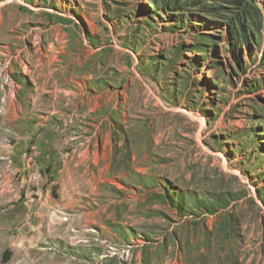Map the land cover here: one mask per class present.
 Segmentation results:
<instances>
[{
  "label": "rangeland",
  "instance_id": "obj_1",
  "mask_svg": "<svg viewBox=\"0 0 264 264\" xmlns=\"http://www.w3.org/2000/svg\"><path fill=\"white\" fill-rule=\"evenodd\" d=\"M167 1L0 0V264H264V0Z\"/></svg>",
  "mask_w": 264,
  "mask_h": 264
},
{
  "label": "trees",
  "instance_id": "obj_2",
  "mask_svg": "<svg viewBox=\"0 0 264 264\" xmlns=\"http://www.w3.org/2000/svg\"><path fill=\"white\" fill-rule=\"evenodd\" d=\"M200 3L201 0H198ZM233 3L240 7L242 10V14L238 12H232V18L229 22V30L231 35H233L235 38H237L240 42H247L249 41L248 34H255L257 33L261 26L258 23H261L258 19V16H260L259 9L255 6L254 0H233ZM167 8H169V5L175 4L173 1H167L164 3ZM245 19H244V18ZM244 19V20H243ZM244 21V22H243ZM256 44V43H254ZM251 48V47H250ZM195 48H193L194 50ZM10 251L8 249L4 250L2 253L0 262L5 263L8 261L10 257Z\"/></svg>",
  "mask_w": 264,
  "mask_h": 264
}]
</instances>
